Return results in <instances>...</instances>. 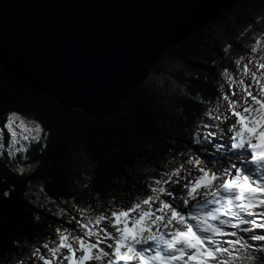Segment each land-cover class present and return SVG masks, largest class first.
<instances>
[{
    "label": "trees",
    "instance_id": "trees-1",
    "mask_svg": "<svg viewBox=\"0 0 264 264\" xmlns=\"http://www.w3.org/2000/svg\"><path fill=\"white\" fill-rule=\"evenodd\" d=\"M256 16H264V0H236L218 18L166 50L151 76L98 120L80 109L64 110L56 99L26 86L0 64V123L6 112L16 110L44 129L40 142L30 143L26 152L9 157L4 149L0 155V264L27 257L64 219L54 215L59 210L51 204L38 205L32 194L36 184L56 205L65 207L67 201L68 207L91 205L98 210L113 197L120 205L145 195V177L159 175L169 167L164 161L173 157L172 166L179 164L180 151L192 147L196 122L221 100L224 69L236 74L232 57L243 53L241 30ZM216 27L231 34V40L223 41ZM256 40L262 39L254 36L250 47L257 46ZM229 43L232 48L227 49ZM154 73L165 77L164 82ZM86 160L90 168L85 179ZM257 254L264 258V253Z\"/></svg>",
    "mask_w": 264,
    "mask_h": 264
},
{
    "label": "snow or ice",
    "instance_id": "snow-or-ice-1",
    "mask_svg": "<svg viewBox=\"0 0 264 264\" xmlns=\"http://www.w3.org/2000/svg\"><path fill=\"white\" fill-rule=\"evenodd\" d=\"M249 52L234 61L235 75L224 69L223 104L205 113L211 122L196 125L179 164L164 161L167 169L145 177V195L127 204L113 197L97 211L65 201L54 215L68 216L67 227L33 248L30 264H251L264 253V55L256 46ZM43 132L40 122L6 112L0 155L5 133L14 157Z\"/></svg>",
    "mask_w": 264,
    "mask_h": 264
},
{
    "label": "water",
    "instance_id": "water-1",
    "mask_svg": "<svg viewBox=\"0 0 264 264\" xmlns=\"http://www.w3.org/2000/svg\"><path fill=\"white\" fill-rule=\"evenodd\" d=\"M236 0H0V64L64 110L109 115Z\"/></svg>",
    "mask_w": 264,
    "mask_h": 264
},
{
    "label": "rangeland",
    "instance_id": "rangeland-1",
    "mask_svg": "<svg viewBox=\"0 0 264 264\" xmlns=\"http://www.w3.org/2000/svg\"><path fill=\"white\" fill-rule=\"evenodd\" d=\"M253 22H252V25L249 26V27H245L241 30V34L243 33L242 37H241V40L238 41L239 44L241 45L243 49V52L244 54H237V55H233V59L236 60L237 58H239L240 56H245V57H249L250 56V52H249V49H250V43H251V39L255 37H261V38H264V16H261V17H254L252 18ZM224 27V26H222ZM216 31L217 33L221 36V38L223 39V41H229L231 40L232 36L231 34L227 33V34H224L223 33V29L220 31L219 29H217L216 27ZM223 33V34H222ZM262 43H264L262 41ZM231 43H229V45H226L225 47L227 49H230L232 48L231 47ZM261 47L260 48L258 47V50H259V54H261L263 51L261 50ZM264 47V45H263ZM262 47V48H263ZM154 75L156 76V80H158V82L160 83H163L164 82V79L165 77L161 76L159 73L156 75L154 73ZM152 77L154 78V76L152 75ZM171 86L174 88H178V86L174 85V84H171ZM25 118L26 120H29V121H32L34 118L32 116H25L23 117ZM89 163L85 162V164L83 165V178H87L88 177V170H89ZM41 188L42 186H40L39 184H36V186H33L32 187V194L34 195V198H35V201L38 203L39 206L43 207V206H48L49 204L51 209L56 208L59 210V208H63L61 205H56L55 202L51 201L48 199L47 196H45L42 192H41ZM130 203V202H128ZM62 225V223L60 224ZM260 244V243H259ZM261 264V263H259Z\"/></svg>",
    "mask_w": 264,
    "mask_h": 264
},
{
    "label": "clouds",
    "instance_id": "clouds-1",
    "mask_svg": "<svg viewBox=\"0 0 264 264\" xmlns=\"http://www.w3.org/2000/svg\"><path fill=\"white\" fill-rule=\"evenodd\" d=\"M150 76H151V74H150ZM150 76H149V77H150ZM149 77H148V78H149Z\"/></svg>",
    "mask_w": 264,
    "mask_h": 264
}]
</instances>
